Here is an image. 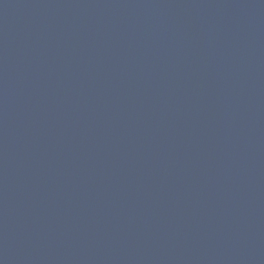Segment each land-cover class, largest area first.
I'll list each match as a JSON object with an SVG mask.
<instances>
[{
	"label": "water",
	"instance_id": "water-1",
	"mask_svg": "<svg viewBox=\"0 0 264 264\" xmlns=\"http://www.w3.org/2000/svg\"><path fill=\"white\" fill-rule=\"evenodd\" d=\"M0 264H264V0H0Z\"/></svg>",
	"mask_w": 264,
	"mask_h": 264
}]
</instances>
